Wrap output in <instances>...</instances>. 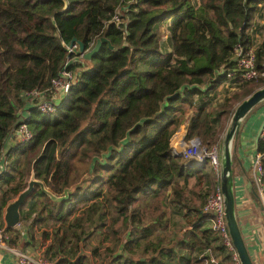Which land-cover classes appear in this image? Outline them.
I'll use <instances>...</instances> for the list:
<instances>
[{
  "label": "trees",
  "instance_id": "16d2710c",
  "mask_svg": "<svg viewBox=\"0 0 264 264\" xmlns=\"http://www.w3.org/2000/svg\"><path fill=\"white\" fill-rule=\"evenodd\" d=\"M263 4L0 0V210L32 178L51 192L35 184L22 205L25 245L49 264H203L206 250L225 254L203 212L221 180L191 166L196 159L176 155L172 138L184 127L186 141L221 144L228 124L217 127V119L229 122L264 87V46L256 47L252 34ZM74 38L86 50L106 41L86 59L69 52ZM238 45L255 46L260 75L211 109L212 93L238 68ZM65 67L75 79L57 110L31 107L26 122L34 138L18 141L13 133L27 107L22 93L53 88ZM258 150L264 169L262 139ZM169 204L180 210L184 236L162 232L174 217ZM2 227L15 230L0 220ZM20 236L9 244L18 247Z\"/></svg>",
  "mask_w": 264,
  "mask_h": 264
},
{
  "label": "built area",
  "instance_id": "2783aa9c",
  "mask_svg": "<svg viewBox=\"0 0 264 264\" xmlns=\"http://www.w3.org/2000/svg\"><path fill=\"white\" fill-rule=\"evenodd\" d=\"M118 20V15L113 17ZM70 53L80 52L78 43L67 45ZM83 54V53H81ZM235 58L237 61V69L229 70L227 72L228 85L233 84V89L238 90L242 84L249 82L259 77L257 68V53L255 46L245 48L238 45L235 49ZM264 76V73H262ZM75 75L66 67L60 72V76L53 81V88L38 89L35 88L28 92H23L22 96L27 101L26 109L22 110V122L18 129L13 133L17 136L18 141L29 142L34 138V132L31 126L26 122L31 117L30 108L34 107L43 114H52L57 110V98L49 99L51 94L58 93L59 91L67 92L73 81ZM63 97V96H62ZM261 138L264 141V126L261 132ZM182 153L186 159H196L198 164L207 162L210 164L217 173L216 180L220 181L222 176L221 165V146L214 145L211 147L205 146L199 137L193 138L190 142H182ZM175 153H179L173 149ZM263 153L259 152L255 157V168L258 171L256 178V187L261 199L264 202V187H263ZM205 215L210 216L209 227L213 229L216 236L219 238L220 243L224 247L225 254L221 251L206 250L203 256L205 260L203 264H242L237 249L233 243L232 237L229 232L227 219H226V205L225 195L222 191L221 184L217 186L216 190L212 192L203 206ZM11 231L8 232L5 227L0 228V249L10 251L17 256V264H49L43 258H36L24 251L19 250L18 247L9 244ZM227 254V255H226Z\"/></svg>",
  "mask_w": 264,
  "mask_h": 264
},
{
  "label": "crops",
  "instance_id": "0c3cea01",
  "mask_svg": "<svg viewBox=\"0 0 264 264\" xmlns=\"http://www.w3.org/2000/svg\"><path fill=\"white\" fill-rule=\"evenodd\" d=\"M223 87L227 88V91L236 90L233 89V84L228 85L227 81L219 85L217 90ZM263 123L264 102L255 106L241 124L236 142L237 173L233 176L237 219L255 264H264V202L256 187L258 171L255 168V157L259 153L257 137ZM176 136L175 143L173 139ZM260 139H262L261 134ZM184 140V127H181L172 138L173 149L177 150ZM212 170L217 176L213 167ZM206 226L209 227V222ZM14 228L15 237L18 233L21 235L18 240L19 250L36 258H42L41 250L25 245V241L28 240L27 227L19 224ZM11 233L13 235V231ZM0 264H17V256L10 251L0 249Z\"/></svg>",
  "mask_w": 264,
  "mask_h": 264
},
{
  "label": "water",
  "instance_id": "95a60500",
  "mask_svg": "<svg viewBox=\"0 0 264 264\" xmlns=\"http://www.w3.org/2000/svg\"><path fill=\"white\" fill-rule=\"evenodd\" d=\"M78 42L80 46V52L84 53L86 59H91L95 56L101 49L103 42L106 41V38L98 39L94 47L90 50H86V46L83 42L77 41L75 38L72 40L71 44ZM264 101V87H261L249 95L245 100H243L238 107L236 108L230 126L224 135L223 141L221 142V167H222V176H221V188L225 195V205H226V219L229 228L230 235L232 237L233 243L237 249V252L240 256L242 264H255L253 258L249 252L246 241L242 234L240 228L237 214H236V196L234 192V177H233V142L235 138L240 133V127L248 115V113L258 104ZM264 123L259 131L257 140H260V134L262 132ZM201 140V139H200ZM174 151V150H173ZM178 156L184 157L182 152L175 153ZM207 162L204 164L193 163V167L205 168ZM35 184H40L43 191L51 194L48 191L43 182H40L36 179H31L29 185L24 189L16 199L11 201L5 210V222L7 226L16 227L21 223V208L26 199L32 194Z\"/></svg>",
  "mask_w": 264,
  "mask_h": 264
},
{
  "label": "rangeland",
  "instance_id": "374dc122",
  "mask_svg": "<svg viewBox=\"0 0 264 264\" xmlns=\"http://www.w3.org/2000/svg\"><path fill=\"white\" fill-rule=\"evenodd\" d=\"M255 24H256V26H254L253 31H252V34L255 38V46L256 47L264 46V4L260 7V9L258 11ZM162 38L166 42L169 40L167 35L163 36ZM169 48H170V46H166V48H164V49L168 50ZM90 65H93V62H90ZM227 90H228L227 88L223 87L222 89L216 90V92L214 91L212 93L214 95V97L210 101L211 109L212 108L216 109L217 107H220L222 104H224L226 102V99L228 98V96L232 95L235 91H238L239 89L235 90V91H232V90L227 91ZM240 90H241V88H240ZM63 93H65V92L59 91L58 93L51 94L49 99L57 98V105H58L60 103V101L62 100L61 98H62ZM231 120H232V118L228 122V120L226 119V116L223 115L220 117V119H217V122H215L214 124L217 127L223 123L228 124V126H227V129H228L230 126ZM227 129H226V131H227ZM177 132H176V134H177ZM225 134H226V132L223 134L221 142L223 141ZM237 139H238V136L235 138V140L233 142V147H234V144H236ZM184 141L186 143L190 142V140L189 141L184 140ZM214 145H217V144H213L211 146H214ZM218 145H221V144H218ZM182 146L183 145H180V147L177 149L178 152H182ZM211 146H209V147H211ZM233 147H232V150H233ZM203 170L207 171V172L212 171V166L210 164H207V166ZM192 185H194V183ZM16 198L17 197H15L14 199H16ZM13 200H11V201H13ZM196 202L198 203L199 201H196ZM168 206H169V211H172L171 214L174 217H173L172 221L169 223L168 227L166 229L162 230V232L164 234H166L167 236H172L174 234V232L177 235L184 236V231H186L185 229L187 227L186 223H185L184 219L182 218L181 214L175 215V213H180V210L177 207H175L174 205L169 204ZM5 210L6 209L0 210V220L5 221ZM20 224L25 226V223H20ZM16 232H18V231H16ZM13 234L15 235V230H13ZM97 264H100V260H99V262L97 261Z\"/></svg>",
  "mask_w": 264,
  "mask_h": 264
}]
</instances>
